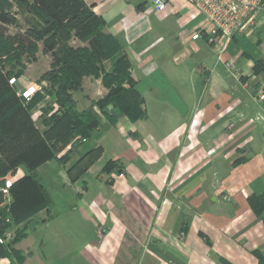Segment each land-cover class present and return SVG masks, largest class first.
Segmentation results:
<instances>
[{
  "label": "crops",
  "instance_id": "1",
  "mask_svg": "<svg viewBox=\"0 0 264 264\" xmlns=\"http://www.w3.org/2000/svg\"><path fill=\"white\" fill-rule=\"evenodd\" d=\"M85 1L127 54L146 114L116 124L101 114L85 141L37 168L49 206L0 235L26 228L15 245L22 264H264V208L250 201L264 195V22L226 45L224 35L209 41L214 25L186 0H170L163 11L151 0ZM92 79L102 84L86 76L74 93L80 111L95 99V88L85 87ZM47 105L58 107L41 97L34 123ZM97 148L100 156L73 180L68 169ZM109 161L123 177L103 170ZM26 174L23 166L11 177ZM41 220L55 224L63 243L28 245L30 224Z\"/></svg>",
  "mask_w": 264,
  "mask_h": 264
},
{
  "label": "trees",
  "instance_id": "2",
  "mask_svg": "<svg viewBox=\"0 0 264 264\" xmlns=\"http://www.w3.org/2000/svg\"><path fill=\"white\" fill-rule=\"evenodd\" d=\"M15 3L32 13L39 21L30 25L26 34L16 35L14 42L19 44V48L27 51L35 49L37 41L43 42V49L51 54L52 62L41 80L50 83L47 93L58 107L47 105L41 110L40 118L44 128L39 129L29 112L42 96L34 99L29 110L18 104H14L10 109L4 104L11 101L13 93L8 81L6 80L5 85L2 79L0 154H11V157L8 158V155L7 158L2 155L0 157V179L3 178L0 185L5 183L7 174L14 173L20 165L26 168L27 174L11 187L10 203H5L4 197L0 195V234L49 206L48 192L39 181L36 170L55 158L57 152L68 144L77 139L85 141L91 131L100 126L101 116L94 111L93 106L98 105L103 115L113 124L124 115L131 121H136L146 114L145 99L136 88L131 63L121 43L109 33L108 40H100L97 36L101 28L105 27V21L94 12L92 4L85 0H15ZM2 4L4 3H0V34L4 35V26L15 23V19L9 11L6 12ZM72 37L89 40L90 45L73 46L70 44ZM18 58L20 61L21 54ZM108 59L113 60L112 69L105 72L101 78L107 93L80 111L74 92L82 89L83 78L86 75L93 74L100 78L98 63ZM24 68L25 65L22 63L21 71L9 73L10 78L23 75ZM108 106H111L110 110ZM4 109L6 112L2 113ZM17 147L21 148V151L17 152ZM7 148L10 149L9 152ZM101 152L100 148L87 152L68 169L69 176L76 180L93 164ZM120 168L116 161H109L103 170L110 172L118 169L120 174L123 173V168ZM261 196L250 199L257 210L258 207L264 208V202L260 201ZM10 214L14 216V222L8 221ZM26 235L25 227L18 228L14 238L7 243H0V256L11 258L9 264L23 263L24 256L15 245Z\"/></svg>",
  "mask_w": 264,
  "mask_h": 264
},
{
  "label": "rangeland",
  "instance_id": "3",
  "mask_svg": "<svg viewBox=\"0 0 264 264\" xmlns=\"http://www.w3.org/2000/svg\"><path fill=\"white\" fill-rule=\"evenodd\" d=\"M0 3H4L2 5L4 6L6 12L9 11L10 14L15 19V23L4 26L5 27L4 35L0 34V86L2 85V79L4 81L3 84L5 85L7 80L8 81L7 83L13 93V98L11 99V101L8 104H4V105L12 109V106L14 104H18L21 105L25 110H29L31 103L34 101L35 98H37L38 96L43 97L45 95H48L47 89L50 88V83L46 80H41V78L44 77L45 72L49 70L50 64L52 62V56L49 52L43 49V42L41 40L37 41L36 48L33 49L32 51L31 50L27 51L26 49H22L18 47L19 44L17 42H14V37H16V35H18L19 33L26 34L27 28H29L30 25H33L36 21L39 20L32 13L28 12L25 9L20 8L15 3V0H0ZM97 36L100 38V40L103 39L108 40L109 38V34L106 31L105 27L101 28V31ZM70 44L73 46H80V47H88L90 45L89 40H81L76 37L71 38ZM262 51H263V45H262ZM20 54H21V60L19 61L18 56ZM33 56L35 58H33ZM22 63L23 65H25L24 68L25 74L16 77L18 79V82L15 84H11L10 83L11 74L9 73L13 74L17 71H21ZM98 65L100 67L99 72L101 75L100 76L101 79L102 75L105 72L111 71L113 60L112 59L104 60L103 62L98 63ZM86 76L96 78V76L93 74H88ZM20 78L22 79L21 82L23 80H32L33 81L32 85H36L37 87L36 92L33 94L32 99L29 101L25 100L21 96V90L24 88V86H21L22 84L19 81ZM91 81L92 83L89 82V80H87L85 83L86 84L85 87L89 88V86H93L95 88L96 91V92L94 91L95 94H91V95L95 98L93 99V101H96L104 96L101 92L103 91V85L101 84V82H97L93 79ZM98 90H100L99 91L101 92L100 94H97ZM86 91L87 90L85 89L84 92H81V94L78 93L80 94V98H78V101H85L84 95H86L85 94ZM93 109L97 114L99 115L103 114L98 105L93 106ZM31 110L32 109H30L29 112L30 114H31ZM5 112L6 109H4L2 113ZM38 117L39 116L36 115L34 119H35V123L40 126L42 123ZM86 145H89V143H87ZM6 150H8V152L10 151L9 148H7ZM16 151L17 152L21 151V148L17 147ZM1 155L4 156V158H7V155L8 158L11 157V154L9 155L3 153L0 154V157ZM22 167L23 165H20L17 168H22ZM12 174L14 173H8L7 177L10 178ZM29 227L33 241H30L28 245H35L38 249H39V245H45L43 246V248L45 250H49L50 248H52V245H56L55 240L58 244L63 243V241L60 239L61 237L59 235L57 237L55 232V224L52 221L45 222L41 220L38 222H33L30 224ZM6 233L4 232L2 234H6ZM12 238H14V236L8 237V239H6V237L4 236L5 243L10 241L9 239ZM50 264H53V262H50Z\"/></svg>",
  "mask_w": 264,
  "mask_h": 264
},
{
  "label": "built area",
  "instance_id": "4",
  "mask_svg": "<svg viewBox=\"0 0 264 264\" xmlns=\"http://www.w3.org/2000/svg\"><path fill=\"white\" fill-rule=\"evenodd\" d=\"M191 5L199 9L207 19L214 25V30L209 37L210 42H214L217 37L224 35L226 37V45L235 37V35L243 32L251 33L259 31V28L264 22V0H186ZM170 0H151L153 7L157 11H163L167 8ZM201 32L197 31L193 38L197 39L201 36ZM226 46L221 50H225ZM264 51V42H263ZM234 67L233 63L228 64ZM239 75V72H237ZM18 82L16 77L10 78V83L15 84ZM36 85H30L21 90V96L25 100H31L33 94L36 92ZM264 99V94L262 95ZM120 177L124 173L119 174ZM14 178L10 177L5 180L3 185H0V195L5 199H9L11 194V187L14 184ZM104 228L99 229V233L103 234ZM13 234L6 235L8 237ZM0 243H5V239L0 235ZM0 264H9L3 257L0 256Z\"/></svg>",
  "mask_w": 264,
  "mask_h": 264
}]
</instances>
